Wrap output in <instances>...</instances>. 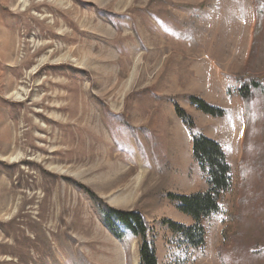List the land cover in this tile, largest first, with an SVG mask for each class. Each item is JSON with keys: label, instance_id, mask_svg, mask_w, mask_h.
<instances>
[{"label": "rangeland", "instance_id": "374dc122", "mask_svg": "<svg viewBox=\"0 0 264 264\" xmlns=\"http://www.w3.org/2000/svg\"><path fill=\"white\" fill-rule=\"evenodd\" d=\"M246 72L264 84V0H0V264H140L84 188L145 217L158 264H264V95L245 120ZM192 133L232 178L198 249L168 225L194 226L169 195L208 190Z\"/></svg>", "mask_w": 264, "mask_h": 264}, {"label": "trees", "instance_id": "16d2710c", "mask_svg": "<svg viewBox=\"0 0 264 264\" xmlns=\"http://www.w3.org/2000/svg\"><path fill=\"white\" fill-rule=\"evenodd\" d=\"M262 22L263 13L258 9L256 11L254 43L249 60L254 55L258 36L262 31ZM237 83L239 85L238 93L243 101L245 120L249 121L251 118L250 104L257 98V94L264 95V84L251 77L248 72L239 76ZM191 103L202 113L213 118H223L226 114L223 109L212 106L198 98L192 97ZM174 108L176 115L185 126L194 132L195 124L192 118L177 104L174 105ZM192 147L194 159L208 178V190L192 195H169V198L176 203L178 210L194 221V226L186 227L173 222H168V225L172 231L181 234L193 248L198 249L204 246L205 241L203 222L221 211L220 198L231 190L232 178L228 158L218 142L201 133H192ZM240 166L241 169L246 167L244 162ZM84 189L92 201L97 204L103 224L116 239L122 241L125 238V231L141 239L140 264H158L156 254L150 243V225L145 217L140 212H125L108 207L101 200H98L93 192Z\"/></svg>", "mask_w": 264, "mask_h": 264}, {"label": "crops", "instance_id": "0c3cea01", "mask_svg": "<svg viewBox=\"0 0 264 264\" xmlns=\"http://www.w3.org/2000/svg\"><path fill=\"white\" fill-rule=\"evenodd\" d=\"M241 137V136H240ZM240 137H239V139H240Z\"/></svg>", "mask_w": 264, "mask_h": 264}]
</instances>
